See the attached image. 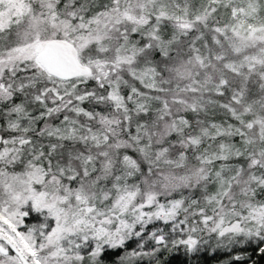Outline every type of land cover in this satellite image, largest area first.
Returning a JSON list of instances; mask_svg holds the SVG:
<instances>
[{
	"label": "snow or ice",
	"instance_id": "1",
	"mask_svg": "<svg viewBox=\"0 0 264 264\" xmlns=\"http://www.w3.org/2000/svg\"><path fill=\"white\" fill-rule=\"evenodd\" d=\"M0 264H264V0H0Z\"/></svg>",
	"mask_w": 264,
	"mask_h": 264
},
{
	"label": "trees",
	"instance_id": "2",
	"mask_svg": "<svg viewBox=\"0 0 264 264\" xmlns=\"http://www.w3.org/2000/svg\"><path fill=\"white\" fill-rule=\"evenodd\" d=\"M177 259H179V257H177Z\"/></svg>",
	"mask_w": 264,
	"mask_h": 264
}]
</instances>
